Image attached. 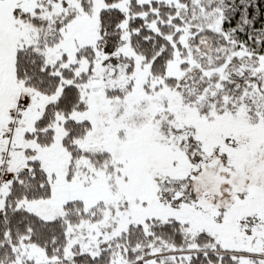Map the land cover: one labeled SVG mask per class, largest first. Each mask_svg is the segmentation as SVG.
I'll return each instance as SVG.
<instances>
[{"label":"snow or ice","instance_id":"snow-or-ice-1","mask_svg":"<svg viewBox=\"0 0 264 264\" xmlns=\"http://www.w3.org/2000/svg\"><path fill=\"white\" fill-rule=\"evenodd\" d=\"M241 3L0 0V264H264Z\"/></svg>","mask_w":264,"mask_h":264},{"label":"trees","instance_id":"trees-1","mask_svg":"<svg viewBox=\"0 0 264 264\" xmlns=\"http://www.w3.org/2000/svg\"><path fill=\"white\" fill-rule=\"evenodd\" d=\"M237 5L240 9L245 7L244 3H241V0H236ZM256 3L260 5L259 8H254L251 5L247 7V18L249 19V23L244 25V31H238L237 36L241 39H244L248 35L249 29H264V0H256ZM255 16V18H253ZM241 18V12L237 11L235 17L232 20L233 26L240 21L243 23Z\"/></svg>","mask_w":264,"mask_h":264}]
</instances>
